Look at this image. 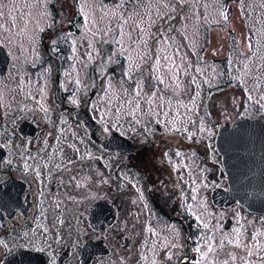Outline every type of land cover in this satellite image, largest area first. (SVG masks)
<instances>
[{
    "label": "flooded vegetation",
    "instance_id": "obj_1",
    "mask_svg": "<svg viewBox=\"0 0 264 264\" xmlns=\"http://www.w3.org/2000/svg\"><path fill=\"white\" fill-rule=\"evenodd\" d=\"M11 1L1 15L0 0V264H264V212L216 198L229 191L220 127L264 121V0H220V19L186 35L174 5L173 19L151 20L157 0H124L150 61L134 75L132 55L120 60L94 35L86 54L99 39L117 63L76 72L80 0ZM169 51L191 60L185 88L159 78L172 70ZM199 60L219 67L198 79L204 100L193 110ZM109 78L137 93L145 122L101 115ZM162 91L174 103L166 110L155 105ZM202 117L216 126L210 137L196 132Z\"/></svg>",
    "mask_w": 264,
    "mask_h": 264
},
{
    "label": "rangeland",
    "instance_id": "obj_2",
    "mask_svg": "<svg viewBox=\"0 0 264 264\" xmlns=\"http://www.w3.org/2000/svg\"><path fill=\"white\" fill-rule=\"evenodd\" d=\"M175 1L177 4L175 3ZM13 2L14 1L8 0L7 3L1 4L4 5V9L1 11V15H4L6 13V10ZM123 2L124 0H114V2L109 3L105 2V0H80L82 38L77 41L79 44V50L76 55V59H78L80 63L77 65V69L79 71L76 72L85 74L84 72L92 67V63L95 61L98 62V60L103 64V66L100 68H107L112 66L113 63H117L116 58L113 57L112 54L107 55L108 57L103 55L104 52L102 50V43L99 41V39L98 45L94 50L96 54H93V51L91 55L86 54L83 46L90 45L87 36L92 35L103 37L104 42L108 44H116V49L120 52V60H125L126 62V59L123 58V56L121 57L122 53H125L128 58L130 57V55H132L131 60H134V62L129 63L131 75H134V73L138 71L144 63L150 62L148 59L144 61L145 57L147 56L143 54V51L145 50L144 45L141 43H136L134 39V36L138 35V29L132 28V24L135 23L133 25L134 27L138 23V21L133 20L135 14L132 11L126 10L123 6ZM205 2L206 5L204 7V10H202V4H204ZM219 3L220 0H157L156 4L154 5L156 10L154 11V13H152V11L148 15H150L149 19L151 20L173 19L172 16H170L171 14L169 13L172 11V5H174V12L180 11V13H183L179 30L184 31V34L186 35L188 33V30H191L189 29V26H194L196 30L200 27V25H202V23L206 22L207 20L211 22L219 20L221 14ZM33 4L34 7L38 9L39 6H48V0H34ZM127 14H129V16H127ZM224 19H226V16L224 17ZM38 22V11H36L33 12L32 15V25L34 26L33 28L36 27L35 25ZM152 31L153 28L146 27L143 28L142 33L145 37H147ZM38 34H40V32H32V34H29V36ZM109 39H111L112 41H110ZM33 45V50L37 51L36 43H34ZM166 56L168 58V62L170 63L168 69L171 68L172 70L168 71L169 73H167V70L165 71L163 66L162 73L159 78L166 85L170 83H176L182 88H185L184 85L186 84L188 75L193 74V71L189 70L190 68H192V64L189 63L188 65V62H190L191 60L189 61L185 59V56L182 54L177 57L171 51H169ZM198 62L199 64L197 65V68L199 69L200 74L193 76V82L198 86L194 97L195 101L193 103V110H195L197 107H201L202 101L204 100V83L202 81H199L198 79H201V76L204 75L209 76L210 80L212 74L215 73L216 69L219 67V65L214 64L213 62H206L205 60H199ZM125 69L127 73V66L125 67ZM172 71L175 72V75L170 77ZM182 71L184 72L182 73ZM80 81L83 82V79H81ZM109 81L110 88L108 92L105 91V93H102V95L97 98L98 109L99 111L101 110V115L103 117H106L107 115L115 116L117 114L122 115L123 117L128 115L134 117L139 124L145 122L142 109L140 110L141 102L139 103L137 97H135L137 93L131 91L129 87L123 85L121 79L117 78L116 80V78H109ZM138 89L144 90V87L142 88L141 85H138ZM118 94H121L123 98L119 99L117 97ZM177 94L180 95L181 91H178ZM128 96L130 97V99L126 100L125 98ZM157 99L159 101H157V103L155 102V105L159 106V109L161 110H166L167 104H170V106L174 104L171 101V97L169 95L167 96V92L165 91H162L161 94H158ZM181 107L182 106L175 104V108H177V111H179L180 109H185ZM172 113L173 111L171 109H168L167 114L169 115ZM193 116L194 119L199 117L197 111L193 113ZM144 125L145 124H143L142 127ZM194 126L196 127V132L201 133L202 135L208 133L209 137L210 133L216 132V126L211 124L209 120L205 119L204 117L201 118V125L199 127L195 123Z\"/></svg>",
    "mask_w": 264,
    "mask_h": 264
},
{
    "label": "water",
    "instance_id": "obj_3",
    "mask_svg": "<svg viewBox=\"0 0 264 264\" xmlns=\"http://www.w3.org/2000/svg\"><path fill=\"white\" fill-rule=\"evenodd\" d=\"M217 148L229 181V191L218 194L217 200L228 199L252 212H264V121L222 125Z\"/></svg>",
    "mask_w": 264,
    "mask_h": 264
}]
</instances>
